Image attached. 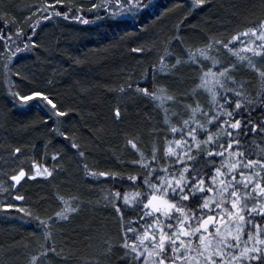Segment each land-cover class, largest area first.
<instances>
[{
	"label": "trees",
	"instance_id": "16d2710c",
	"mask_svg": "<svg viewBox=\"0 0 264 264\" xmlns=\"http://www.w3.org/2000/svg\"><path fill=\"white\" fill-rule=\"evenodd\" d=\"M43 2L0 0V28L14 32L19 25L27 31L37 15L33 12L29 16V12ZM80 2L65 0L55 6L63 9ZM153 2L155 7L135 19L91 11L88 23L63 17L42 21L34 37L39 41L35 51L13 58L8 73L0 60V178L9 181L18 166L35 171L32 159L54 168L52 176L28 175L16 185L25 200H15L14 196L11 200L30 209L32 216L19 209L0 208V264H28L30 254L40 250L45 243L44 224L37 215L46 218L59 210L58 194L78 198L79 210L70 219L55 220L50 226L53 236L48 243L55 241V251H48L42 264H134L120 244L119 217L105 199V193L114 187L127 189L128 184L119 177L89 175L83 166L87 163L97 170L119 172L126 181L128 164L136 158L135 150L126 143L127 137L135 136L148 152L153 143H162L168 134L163 109L136 87L121 91V86H155L157 81L168 84L176 97L175 102H168L171 112L183 110L195 99L192 93L200 91L195 87L200 69L187 60V50L201 45L208 36L230 38L242 26L264 19V0H205L195 11H190L192 0ZM83 11L87 15L88 9ZM177 31L183 37L179 43L170 40ZM169 42L172 62L180 57L183 63L170 78L154 76L151 66L165 54ZM137 47L145 51L137 52ZM211 55L222 62L228 58L226 50ZM201 60L211 64L210 59ZM237 74L250 98L257 101L255 119L264 111L257 99L264 90V81L243 66ZM9 78L17 83L10 84ZM37 87L54 94L69 109L67 115L44 120L40 106L19 107L13 94L8 93ZM200 99L207 102L204 95ZM116 107L121 108L120 117L115 115ZM56 119L61 131H68L70 136L56 132L52 127ZM73 143L79 149L73 148ZM16 147L21 153H14ZM54 151L62 154L57 157L58 167L52 160ZM79 151L85 156L80 157ZM15 156L20 158L13 163Z\"/></svg>",
	"mask_w": 264,
	"mask_h": 264
},
{
	"label": "snow or ice",
	"instance_id": "6c2138e0",
	"mask_svg": "<svg viewBox=\"0 0 264 264\" xmlns=\"http://www.w3.org/2000/svg\"><path fill=\"white\" fill-rule=\"evenodd\" d=\"M64 3L65 0H44L35 5L29 16L33 12L37 15L27 31L19 25L14 32L0 28V54L6 58V69L10 71L9 64L13 58H20L18 54L36 50L39 41L34 37L42 21L63 17L87 23L85 8L115 18L131 15L135 19L155 7L153 0H81L75 7L55 6ZM204 3L205 0H192L190 11ZM182 38L177 31L170 40L179 43ZM170 48L169 42L165 54L151 66L154 76L170 78L183 63L180 57L172 62ZM222 49L230 52L235 62H222L211 55ZM135 50L145 51L141 47ZM201 58L210 59L211 64L203 63ZM187 60L200 69L195 85L200 91L192 93L195 99L183 110L171 112L168 102H175L176 97L168 84L157 81L155 86H121V91L136 87L155 101L164 111L168 132L163 142L153 143L148 152L135 136L127 137L126 143L136 154L128 164L127 180L119 172L97 170L87 163L83 166L89 175L119 177L128 184L127 189L114 187L105 193V199L119 217L120 244L134 264H264V111L254 119L257 101L250 98L237 74L240 67L246 66L264 81V19L242 26L230 38L206 37L201 45L187 50ZM9 79L10 84L17 83ZM12 94L19 107L40 106L44 120L64 117L69 111L42 87L15 89ZM201 95L206 103L201 101ZM258 102L264 105V92ZM114 112L116 117L121 116L120 107ZM59 123L56 119L52 124L56 132L70 136L68 131H61ZM72 146L80 147L75 143ZM14 153H21V148L16 147ZM61 155L59 151L52 153L56 167ZM78 155L84 157L85 153L79 151ZM19 158L15 156L13 163ZM31 164L35 171L18 166L12 170L9 183H0V208L33 215L30 209L11 200L13 196L15 200H25L16 185L28 175L52 176L54 168L36 159ZM58 200L61 206L52 216L37 215L44 224L45 243L30 254L28 264H42L47 252L55 251V241L48 243L53 236L50 226L55 220L70 219L79 210L78 198L58 194Z\"/></svg>",
	"mask_w": 264,
	"mask_h": 264
},
{
	"label": "rangeland",
	"instance_id": "374dc122",
	"mask_svg": "<svg viewBox=\"0 0 264 264\" xmlns=\"http://www.w3.org/2000/svg\"><path fill=\"white\" fill-rule=\"evenodd\" d=\"M154 1V0H153ZM91 11H96V13H102V12H97V10H95V9H92ZM91 11H86L87 12V16L88 15H91L90 14V12ZM93 13V12H92ZM115 18V17H114ZM131 18H133L131 15H125V16H123V17H121V18H117V19H131ZM89 20H90V16H89ZM84 22V21H83ZM89 22V21H88ZM87 22V23H88ZM85 23V22H84ZM19 35V34H18ZM222 51H223V49H222ZM26 52V51H25ZM25 52H22L21 54H23V53H25ZM226 54L228 55V58L227 57H224L223 59H224V61H227V60H230V57L234 60V58H233V56H232V54L230 53V52H228L227 50H226ZM19 55V54H18ZM0 60H2V63H3V65H2V68H3V71L5 72V73H8L9 72V70L8 69H6L5 68V63H6V58L3 56V54L2 55H0ZM11 64V63H10ZM10 64H9V66H10ZM245 69L247 68L246 66H243ZM248 69V68H247ZM250 70V69H249ZM262 92H264V90L262 91ZM8 93L12 96V92H10V90H8ZM257 99H259V97H257ZM21 104L23 103V102H20ZM264 108V107H263ZM198 159V158H197ZM202 163V162H201ZM209 167H211L210 165H209ZM10 174V173H9ZM10 178L11 177H9V181H7V180H5L4 178L2 179V178H0V183H3V184H7V183H9L10 182ZM4 209V208H3ZM10 210H16V209H10Z\"/></svg>",
	"mask_w": 264,
	"mask_h": 264
}]
</instances>
